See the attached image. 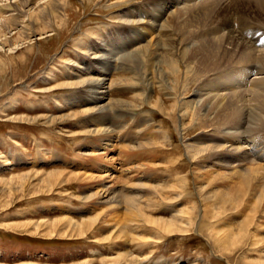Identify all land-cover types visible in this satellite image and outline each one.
I'll return each instance as SVG.
<instances>
[{
	"label": "rangeland",
	"instance_id": "1",
	"mask_svg": "<svg viewBox=\"0 0 264 264\" xmlns=\"http://www.w3.org/2000/svg\"><path fill=\"white\" fill-rule=\"evenodd\" d=\"M3 1L2 6L11 2L21 8L18 0ZM59 1L61 8L53 18L42 5L31 7L41 17L33 22L35 32L25 41L19 40V22L4 24L7 42L0 43V264H264V214L242 209L229 213L220 204L214 206L217 211L210 209L215 230L226 241L219 251L208 234L197 228L198 221L207 224L201 219V205L213 204L217 190L226 186L224 180L213 179L211 191L206 190L201 202L191 173L194 168L206 171L213 166L218 153L190 159L187 152L191 143L207 140L209 135L220 137L230 126L228 104L214 108L215 104L206 111L194 91L210 82L219 90H248L256 82L249 65L255 62L253 69L264 70V0H230L229 4L215 0L213 5L200 0L197 6L205 15L196 12L200 11L196 6L184 16L183 25L191 16L200 18L194 20L199 28L194 27L195 35L220 39L229 31L235 33L251 54L245 64L221 52L215 53L210 64L195 58L181 60L190 42L181 40L183 34L178 36L177 25L182 22L167 16L174 11L178 20L183 18L173 3L163 14V27L146 26L141 37L133 33L131 19H123L122 14L131 9L148 15L152 8L148 0ZM239 1L246 3L244 7ZM224 7L235 11L228 14ZM149 41L157 43H151L154 61L136 58L132 65L126 60L149 46ZM171 44L178 48L168 47ZM158 55L173 60L172 64H157ZM251 142L248 155L264 167L259 161L264 158V130L255 132ZM225 147L221 148L223 156H227ZM101 154L108 157L104 160ZM110 157L112 162L106 160ZM76 173L108 179L98 183L64 177ZM176 185L185 186L178 195ZM95 190L111 194L99 204L93 199ZM114 198L118 203L134 199L138 212H125L123 205L117 208V203L111 204ZM241 224L247 229L245 235L240 233Z\"/></svg>",
	"mask_w": 264,
	"mask_h": 264
},
{
	"label": "bare ground",
	"instance_id": "2",
	"mask_svg": "<svg viewBox=\"0 0 264 264\" xmlns=\"http://www.w3.org/2000/svg\"><path fill=\"white\" fill-rule=\"evenodd\" d=\"M42 1L43 0H18V3L21 5V8L14 7L11 2H9V3L7 2L8 5L7 4H4V3H2V4H4V6L0 5V43H1L2 46L7 42V38H6V36H4V32H3L4 24L7 23V22H11V25L12 26L14 25V23L19 22V28H20V31H19V40L20 41L27 40L28 39V36L31 35L33 32H35V29L34 28H35L36 24H34L33 22H36L37 20H40L41 15L39 14V12H36L35 13L34 11L31 10L32 9L31 7L33 5H42L41 6V9L44 8L46 11H48V15H50V14L53 13V15L51 16V18H53V16H57L56 13L59 12L58 10H59V8H61L60 5L62 3H60L59 0H50L48 2H45L44 1V3ZM191 1L192 0H148V4L150 3L151 6H152V8H150L151 10L148 11L149 12L148 15L145 12H142L141 10H138V11H136V12L133 13V10L130 9V10H128V11H130L129 14L127 13L128 15L126 13L125 14H122L123 15L122 18L123 19H131V21H132L131 28H132V30H134L133 33H136V34L138 33V35L141 36V35H144L146 33V31H147V29H145V28H147L146 26H151V27H154V28L163 27V24L161 23L162 22L161 20L163 19V14L165 13V11H167L168 7L170 5H172L171 3H173V6H175L177 8L179 7L178 10H180V12H179L180 14L178 13L179 14L178 17L179 16H182L183 18L181 17L182 19L181 20H178L179 18H177V16H176L177 14H175L174 11L173 12L170 11V13L167 14V16L169 15V17H171L170 18L171 19L170 21H173V22L176 21L177 23L179 21L182 22L181 25H177V28H178L177 32L179 34L178 36H180V33H181V34L184 35V36H182L181 40L184 41L185 43H186V41L190 42V45L185 48V49H187L186 50L187 52L186 53L183 52L182 57H181V60H187V59H190L191 60V59H194L195 58L196 62L197 61L198 62L201 61V63L210 64V61L212 59H214L215 53L217 54V53L221 52V54L230 55L231 57L236 56L237 58H239V62L240 63H243V64L247 63L249 61V58H250V55L251 54H249L247 52L248 49L246 48L247 47L246 46V43H244V41L242 39H240L235 33L231 32V31L227 32L228 31L227 30L226 31L227 33L224 34L222 36V38H220V39L219 38H216V37L215 38H211V37L204 36V35L203 36H200L201 34L200 35H195L194 33L196 32L195 29L197 28V26H196L197 24L194 22V20H198L199 21L200 18H198V19L196 18L195 19L194 16H191L190 17V20H187V23H184V25H183L184 16L187 15V13H190V12H188V10L190 11V9L192 7H195L196 8L197 4L200 2V0H194L193 2H191ZM203 1H204L203 3H205V4L212 3V5H213L215 0H203ZM226 1L229 4L230 0H226ZM218 2H219V0H218ZM239 2L240 3H238V5L240 4L239 5L240 7H244V4H246V3L243 4V1H239ZM259 2L262 3L261 1H259ZM0 3H1V0H0ZM215 3H217V1ZM263 3H264V1H263ZM186 4H189V5H186ZM217 4H219V3H217ZM233 5H235V4L233 3ZM66 6H67V4H66ZM66 6H63V7H66ZM204 6H206V5H204ZM262 7H264V6L262 5ZM197 8H198V6H197ZM201 8H203V7H201ZM162 10H164V11H162ZM201 10L200 11H196V12H199V14L201 15V13H203ZM229 10L235 11V8L234 7H231V9L225 8L224 12H229ZM209 11H210V9H209ZM206 12L208 13V11H206ZM7 13L8 14L10 13V15L8 17H3L2 16V15H5ZM219 13H221V12H219ZM203 14L205 15V12ZM228 14H230V12ZM169 17H168V19H169ZM202 17H203V15H202ZM17 20H19V21H17ZM125 22H127V21H125ZM9 26H10V24H9ZM195 26H196V28L194 29ZM197 29H199V28H197ZM161 30H163V29H161ZM193 31H195V32L193 33ZM198 32H199V30H198ZM148 33H149V29H148ZM151 41H149V43H150L149 46H147L144 49H139V51H137V52L133 53L132 55L128 56V58L126 60H128L132 64V63H135L136 58H138L139 61H143V58L144 57H146L149 60L150 59L152 60L153 58L156 59V57H155L156 55H155V52H154L155 50H154L153 46L156 45L157 43L155 42V44H154ZM178 42L179 41H177V43ZM214 42H218V43H215L214 44ZM151 43L154 44V45H151ZM185 43L180 44V46H182V45L184 46ZM164 44H165V42H164ZM158 47H159V45H158ZM168 47H170L172 49H177L178 48V47L174 46L173 44L169 45ZM152 48H153V50H152ZM254 48H252V50H254ZM254 51H256V50H254ZM257 52H259V51H257ZM188 54H190V55L192 54L191 57H189L190 55L187 56ZM262 54H263V52H262ZM169 55H171V54H169ZM185 56H186V58H185ZM105 60L106 61H104V62H107L108 59H105ZM153 61H154V59H153ZM172 61L173 60H171V59L170 60H166L164 58L162 59L161 56H159L158 57V60L156 62H157V64L160 65L161 63L162 64L163 63H171ZM214 61L215 60H213V62ZM226 61H224V62H226ZM253 61L254 60H252V62ZM220 63H222V62H220ZM153 64L155 65V63H153ZM153 64H151V65H153ZM248 65L249 64H247V66ZM254 65H256L255 62H254V64L251 63L249 65V67H250L251 73H253V75L256 76V77H254V81H256V82H254V84L251 85V88L250 89L248 87V90H247V88H245V90H243L244 89L243 87H236V88H232V89L231 88H228V89L219 90L218 87L215 88V86L210 82V84L208 83V85L203 86V87H206V88L201 87L200 90L198 88V91H194L195 92V95L197 96V98L201 99V102L199 101V103H202L203 102L205 104L204 108H206L205 109L206 111H208L209 109L211 110L215 104L216 105L214 106V108H217V107L218 108L219 107H225L228 104L227 111L230 114V117H228V116L226 117V118H228L227 120H230V122L228 121L230 126L227 127V128H225V129H223V131H221V133L219 132L220 135H221V136L220 135L219 136L221 138L220 137L214 138V135H213V137L210 136V135L209 136H206L208 138L207 140L206 139L205 140H196L197 143L196 142L194 144L191 143L190 147H188L190 150H187V152H188V154L190 156V159H191V157H193L192 159H195L194 157H200V156H203L204 154L208 155L207 153L208 152H212V151H215V152L218 153L216 156L214 155L215 156L214 157V160L216 159V162L217 161L218 162L215 163L213 166L211 165V167H208L206 171L205 170H202V171L201 170L200 171L197 170L196 171L195 168H194V172L195 173L194 172L191 173L193 175V177H194L195 188H196L197 193L199 194V197H200L201 202H202V199L201 198L205 196V194L207 193V191H209V190L211 191V189H209V188L212 185L211 182H212L213 179H217L219 182L221 180H224L225 181L226 189L223 190V191L222 190H220V191L217 190L218 193H219V194H217L218 195V198H216L217 201L214 203V201L216 200L215 199L213 201V204H208L205 208L203 207V204L201 205L202 206L201 207L202 208V211H201L202 212V215H201L202 218L201 219L202 220L203 219L207 220V221H205V222H207V224L199 223V221H198V224H197L198 225L197 228H199L200 232L203 231V232H206L208 234L207 237L209 238V240L211 241V243L215 246V248L218 251H219V249H218L219 247H224L225 246V242L226 241H225L224 238H220L218 236V234H220V233L215 230L217 228V226H215V223H214L215 222V217H212L210 215L211 210H212V213H213V211L216 210L214 208L215 205L220 204V206L222 207V209L225 210V211H227V212H229V213L236 212V210L242 209V210H251L252 212H257V213L264 214V167H262L259 164V162L255 159L256 157L253 158V157H251V156L248 155V153L250 151L252 152L251 147H252L253 142L255 140L253 142H251V140L255 137V132L264 130V80H263L264 78L262 77L264 70L263 69H259V68L257 70L256 69H253ZM212 66H214V65H212ZM172 67H174V66H172ZM202 69L204 70V68H202ZM211 72H213V71H211ZM214 72H216V71H214ZM208 74L209 73H207V75ZM202 77L205 79V76H202ZM85 81L81 84V86L84 85ZM102 82H103V80H102ZM93 84H99V83L95 81ZM238 84H240V83H238ZM245 87H247V85ZM206 89H211V90H206ZM88 91H89V89H88ZM221 91H223V92H221ZM91 93H93V92H91ZM100 93H102V92H100ZM246 98H249V99L248 100H245ZM90 100H91V98H90ZM243 101H244V103H243ZM239 103H241V106L240 107H239ZM182 106L183 105H181V107ZM101 108H96V110L101 109ZM94 109H95V107H94ZM197 109L199 110V108H197ZM104 110L105 109H103L102 111H104ZM222 112H224V111H222ZM218 113H216V114H218ZM195 114H198V113H195ZM184 116H185V114H184ZM219 116H220V113H219ZM224 118H225V116H224ZM215 136H217V135H215ZM257 140H259V139L256 138V141ZM224 146H226L225 147L226 149H224L223 151H225V153H227V156H223L221 154V152H222V149L221 148H223ZM108 148H110V147H108ZM90 153H91V151H90ZM101 153H103V152H101ZM189 156H188V158H189ZM100 157L105 160V157H108V156H106V154L105 155L104 154H101ZM259 157H261V156H259ZM95 158H96V156H95ZM221 159L223 161H225V162L224 163L223 162L221 163V161H220ZM106 160L109 161V162H112L111 157L109 159H106ZM98 161H99V159H98ZM259 161L262 164H264V158L262 160H259ZM93 164H95V163L94 162L91 163L92 167L94 166ZM203 169H204V167H203ZM212 169H215L216 171H214ZM219 170H224L225 172H227V174L220 173ZM56 173H59L60 175L62 174V172H59V171H56ZM74 174L73 175L72 174L71 175L68 174L67 176L65 174L64 177H66L68 179L69 178L70 179L81 178V180H84V181L87 180V181H90V182L93 181V182H98V183H99V181L102 182V178H103V180L108 179V178H104L103 176L99 177L100 174H98V175L97 174L92 175V177L88 173L87 174L89 176H84V177L83 176H78L77 173H76V175H74ZM84 174H86V173L84 172ZM102 174H104V173L102 172ZM81 175H82V173H81ZM30 176H33V175H30ZM107 177H108V175H107ZM32 178L34 179L35 176H33ZM20 180H22V178ZM63 180H66V179H63ZM112 180H113V177H112ZM184 187L185 186H179V187L177 186V189L176 188L174 189L175 190L174 193H176V195H178L177 191H179L180 189L182 190V188L184 190ZM207 189H209V190H207ZM181 190H180L179 193H182ZM110 194L111 193H109L107 190H105L103 192L102 191H96L95 190V193L93 195V199H96L97 202L100 204L101 203V200H104V198L109 197ZM208 196H209V194H208ZM110 202H112V201H110ZM93 203H95V202H93ZM114 203H117V205H116L117 208H121V205L125 206V209H124L125 212H135V213H137L138 210H139L134 205L135 204L134 199L131 200V198H128L125 201H122V202H119V203L115 199V202H113L111 204H114ZM193 209H195V208H193ZM182 212L184 213V211H182ZM101 216H103V215H101ZM196 216L197 215L195 214V217ZM100 219H102V218H100ZM114 219L112 221H114ZM116 219H118V218H116ZM130 220H131V218H130ZM88 224L89 223H86V226H88ZM107 225H109V224H107ZM115 225H117V227H118V223L117 222H116ZM125 225L127 226V223H125ZM119 226H121V223L119 224ZM112 227H114V225ZM246 230L247 229H246L245 225L241 224V226H240V231L241 232L240 231L239 232L241 234L245 235L246 234L245 233ZM117 235H119V234H117ZM220 235H222V234H220ZM223 235H227V234H223ZM237 238H238V236H237ZM132 260H134V259L132 258ZM130 261H131V259H130ZM115 264H119V262L118 263L116 262ZM159 264H168V263H165L164 262V263H159Z\"/></svg>",
	"mask_w": 264,
	"mask_h": 264
}]
</instances>
